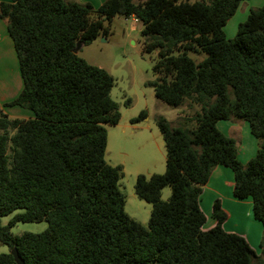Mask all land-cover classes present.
<instances>
[{"label":"trees","instance_id":"16d2710c","mask_svg":"<svg viewBox=\"0 0 264 264\" xmlns=\"http://www.w3.org/2000/svg\"><path fill=\"white\" fill-rule=\"evenodd\" d=\"M245 1L106 0L98 9L65 0L0 3L23 81L4 106L33 113L12 119L0 107V242L9 249L0 264H16L14 248L25 264H264V250L257 254L224 229L220 200L209 229L200 205L213 170L224 166L234 173V197L251 199L264 225V6L250 11L234 39L224 32ZM116 16L136 19L144 50L158 51L157 79L148 83L156 97L200 108L178 127L155 119L166 172L138 175L135 183L137 197L152 205L147 228L126 212L123 166L106 161L105 125L122 118L111 95L115 79L74 52L107 36ZM190 52L206 57L196 62ZM147 117L143 110L131 123ZM232 118L247 122L260 141L246 165L236 140L218 128ZM44 221L42 233L12 232L18 223Z\"/></svg>","mask_w":264,"mask_h":264},{"label":"rangeland","instance_id":"374dc122","mask_svg":"<svg viewBox=\"0 0 264 264\" xmlns=\"http://www.w3.org/2000/svg\"><path fill=\"white\" fill-rule=\"evenodd\" d=\"M134 1L135 3H139L144 0ZM189 1L195 2L200 0ZM248 3L247 1L243 4L236 15L224 27V32L228 39L235 38L239 25L247 19L248 15L245 19H242V15L246 13L248 7L249 9L251 8L247 5ZM134 21L133 18H125L122 16L114 17L110 23L109 34L99 37L90 45H81L78 54L88 63L105 69L114 77L115 85L111 95L113 100L120 106L122 124L125 122L128 123L129 120L137 117L141 111L147 110L148 117L143 122L145 124H151L157 132H159V129L155 123V119L158 116L165 117L173 127H178L181 125L184 117L194 116L200 108L197 105L190 107L188 101L181 107H172L156 97L154 89L148 86V83L157 79V75L154 72V65L157 61L158 51L148 53L144 50V37L141 33L143 27L139 22L135 24ZM189 56L196 62H201L206 57V54L190 52ZM127 100H131L129 106H125ZM105 127L108 131L106 161L112 166H116V161L119 159L126 162L124 154L131 149L132 140L126 137L123 140L124 148H121V125L118 127L116 125H105ZM159 166L163 167L162 171L164 172L157 174H164L166 172V157L163 156L161 158ZM123 172L124 175L120 180V189L125 195L126 212L138 221H141L142 217L145 216L150 219L152 205L140 200L135 194V183L138 176L137 170L133 165L127 163ZM170 196L171 189L170 187H166L163 190L162 199L167 201ZM201 208L206 209V200L204 201V208L201 203ZM22 212L18 211L16 213ZM13 216L14 214L2 218L1 224L3 226L7 225ZM212 218V216L207 215L205 228L210 227ZM148 224L149 220L144 222L143 226L147 228ZM48 227L49 223L47 221L40 223H18L12 228V232L15 235H22L23 233L39 234L47 230ZM262 248H264V243ZM262 252L263 250L259 255ZM3 253H9V249L0 242V254Z\"/></svg>","mask_w":264,"mask_h":264},{"label":"crops","instance_id":"0c3cea01","mask_svg":"<svg viewBox=\"0 0 264 264\" xmlns=\"http://www.w3.org/2000/svg\"><path fill=\"white\" fill-rule=\"evenodd\" d=\"M8 0H0L6 2ZM66 2H75L79 4H90L93 8L98 9L106 0H65ZM247 1L243 2L240 7ZM246 13L242 19L249 15L252 9H259L264 6V0H248ZM239 10V9H238ZM238 12V11H237ZM134 19V18H133ZM135 20V19H134ZM135 22V21H134ZM23 81L19 71L18 59L14 43L7 31V21L0 20V107L12 119H30L33 117L32 111L19 106L5 107L4 105L11 102L21 93ZM121 125V140L129 137L132 146L124 156L126 162L119 159L116 166L121 165L126 168L129 163L135 167L137 174L151 176L157 173H163V167H160V160L166 157V147L163 137L151 124L145 122L132 124H122V119L116 127ZM219 130L225 135L234 138L238 146V158L245 165L254 158L260 148V142L251 134L249 124L240 119L232 118L227 121L218 122ZM114 166V165H113ZM166 170V169H165ZM235 178L230 168L224 166L216 167L208 184L204 187L201 197V203L204 208L206 200V209L203 212L206 216H212L213 204L220 200L223 210L228 214V219L224 223V229L230 233H236L245 237L257 254H260L264 248V225L255 219L253 214V201L251 199L238 200L234 197ZM200 203V205H201ZM132 217V216H131ZM213 217V216H212ZM133 219L135 217H132ZM136 220V219H135ZM148 219L142 217L140 222L144 225ZM216 224L212 218L209 229Z\"/></svg>","mask_w":264,"mask_h":264},{"label":"water","instance_id":"95a60500","mask_svg":"<svg viewBox=\"0 0 264 264\" xmlns=\"http://www.w3.org/2000/svg\"><path fill=\"white\" fill-rule=\"evenodd\" d=\"M80 46H81V45H78V46L76 47V49H75V51H74L76 54L79 53ZM10 253L13 255L16 264H25L24 260H23L22 257L19 255L18 250H17L16 248H14Z\"/></svg>","mask_w":264,"mask_h":264},{"label":"built area","instance_id":"2783aa9c","mask_svg":"<svg viewBox=\"0 0 264 264\" xmlns=\"http://www.w3.org/2000/svg\"><path fill=\"white\" fill-rule=\"evenodd\" d=\"M138 23V21L135 19V24Z\"/></svg>","mask_w":264,"mask_h":264}]
</instances>
